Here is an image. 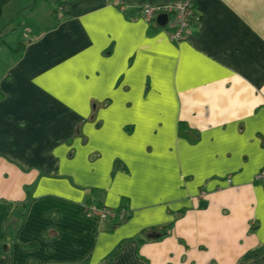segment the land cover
Instances as JSON below:
<instances>
[{
	"label": "crops",
	"instance_id": "crops-1",
	"mask_svg": "<svg viewBox=\"0 0 264 264\" xmlns=\"http://www.w3.org/2000/svg\"><path fill=\"white\" fill-rule=\"evenodd\" d=\"M174 2L4 7L0 264H264V0H198L185 41L142 14Z\"/></svg>",
	"mask_w": 264,
	"mask_h": 264
},
{
	"label": "built area",
	"instance_id": "built-area-1",
	"mask_svg": "<svg viewBox=\"0 0 264 264\" xmlns=\"http://www.w3.org/2000/svg\"><path fill=\"white\" fill-rule=\"evenodd\" d=\"M197 3L198 0H175L173 4L164 7L146 5L143 7L142 14L147 22L154 21L160 14H168L172 18V24L169 26L170 39L172 41H185L189 38L192 29L201 21ZM256 181L264 182V170L256 176ZM88 212L100 221L120 222L131 215L130 210L125 207L112 209L104 206H93L88 208Z\"/></svg>",
	"mask_w": 264,
	"mask_h": 264
},
{
	"label": "trees",
	"instance_id": "trees-1",
	"mask_svg": "<svg viewBox=\"0 0 264 264\" xmlns=\"http://www.w3.org/2000/svg\"><path fill=\"white\" fill-rule=\"evenodd\" d=\"M11 0H0V16L2 15L3 9L4 7L10 2ZM24 49V45H20L19 48H17L15 50V53H18L20 51H22ZM181 128H183V126H181ZM24 216V209H19L14 217V221L12 222V224L10 225V233H13V230H17L18 229V225L20 223V221L22 220Z\"/></svg>",
	"mask_w": 264,
	"mask_h": 264
},
{
	"label": "water",
	"instance_id": "water-1",
	"mask_svg": "<svg viewBox=\"0 0 264 264\" xmlns=\"http://www.w3.org/2000/svg\"><path fill=\"white\" fill-rule=\"evenodd\" d=\"M157 22L160 26H166L169 20L168 14H160L157 16ZM161 235L151 236V238H159Z\"/></svg>",
	"mask_w": 264,
	"mask_h": 264
},
{
	"label": "rangeland",
	"instance_id": "rangeland-1",
	"mask_svg": "<svg viewBox=\"0 0 264 264\" xmlns=\"http://www.w3.org/2000/svg\"><path fill=\"white\" fill-rule=\"evenodd\" d=\"M24 21V18H17V24H16V26H15V28L17 29V30H12V31H10V33H9V35H7V38H8V40H10L11 39V37H12V34H17V36H19L20 34H21V32H20V30H22V22ZM19 25V26H18ZM21 25V26H20Z\"/></svg>",
	"mask_w": 264,
	"mask_h": 264
}]
</instances>
